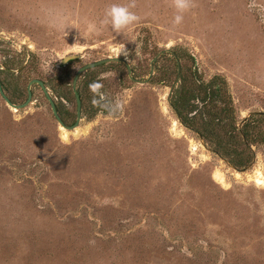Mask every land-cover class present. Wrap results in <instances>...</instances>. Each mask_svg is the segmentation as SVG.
<instances>
[{
	"label": "rangeland",
	"instance_id": "1",
	"mask_svg": "<svg viewBox=\"0 0 264 264\" xmlns=\"http://www.w3.org/2000/svg\"><path fill=\"white\" fill-rule=\"evenodd\" d=\"M130 2L0 0L7 95L40 79L71 125L76 73L106 60L75 129L38 83L24 108L0 93V264H264V143L233 167L184 125L172 87L150 79L166 65L155 56L180 49L206 78H227L240 123L264 113V0H194L178 26L172 0H136L138 23H101Z\"/></svg>",
	"mask_w": 264,
	"mask_h": 264
},
{
	"label": "trees",
	"instance_id": "2",
	"mask_svg": "<svg viewBox=\"0 0 264 264\" xmlns=\"http://www.w3.org/2000/svg\"><path fill=\"white\" fill-rule=\"evenodd\" d=\"M73 60L64 66H70ZM161 61H165L166 65L158 67V71L153 73L150 79L172 87L170 102L184 125L194 130L209 148L233 167L237 169L250 167L255 155L252 146L264 143V113L254 112L240 123L227 78L221 73L206 78L199 70L193 55L176 48L171 51L163 50L154 58L156 65ZM117 64L123 65L122 62ZM103 65L89 67L78 77L84 76L78 88L82 97L83 112L91 107H89L91 99L88 97L92 96L89 88L92 78L89 74ZM133 70V79L138 80L141 75L134 68ZM0 78L4 90L8 91L1 75ZM16 94L18 93L9 94L8 97L15 104L23 103L28 97V89L25 95ZM57 107L60 116L67 123L71 113L62 110L60 105Z\"/></svg>",
	"mask_w": 264,
	"mask_h": 264
},
{
	"label": "clouds",
	"instance_id": "3",
	"mask_svg": "<svg viewBox=\"0 0 264 264\" xmlns=\"http://www.w3.org/2000/svg\"><path fill=\"white\" fill-rule=\"evenodd\" d=\"M172 4L179 14L175 15L172 23L174 26H178L183 22L182 13L190 10L194 7V0H172ZM136 7V0H131L127 5H116L113 4L105 9L104 18L101 23L105 25H110L111 28L117 32L121 33L124 29L128 28L130 25L138 23L140 17L131 9ZM117 54H120L119 49H114ZM101 87L98 83H93L89 85L90 91L96 93Z\"/></svg>",
	"mask_w": 264,
	"mask_h": 264
},
{
	"label": "water",
	"instance_id": "4",
	"mask_svg": "<svg viewBox=\"0 0 264 264\" xmlns=\"http://www.w3.org/2000/svg\"><path fill=\"white\" fill-rule=\"evenodd\" d=\"M0 38H1V36H0ZM79 57H80L79 54L67 55L66 57H64L61 60V64L62 65H66L70 60H73V59H76V58H79ZM119 61H125V59L119 58ZM104 62H106V60L96 61V62H94L92 64L84 65L76 73V76H75V79H74V83H73V89H74V93H75V96H76L77 117H76V121L73 124H71V125H67L64 122V120L62 119V117L59 114V111H58V108H57V105H56L55 100L53 99V97L49 93V90H48L46 84L42 80H40V79H33V80H31L30 84L28 85V97L21 104H15V103H13L11 101V99L8 97V95L6 94V92H5L4 88H3L1 79H0V93H1L2 97L6 100V102L9 105H11L12 107H15V108H24V107H27L32 102V97H33V92H32V89H31L32 84L38 83L42 87V89H43V91H44L47 99L49 100L50 105H51V108H52V111H53L55 117L57 118L58 122L62 126L67 127L68 129H75L78 126L80 120L82 119V97H81V95H80V93L78 91V88H77V80H78V77H79L80 73L82 71L86 70L87 68L92 67V66H96V65H100V64H102ZM127 67H128V70L131 71V67L129 65ZM143 82H147V80H145ZM215 153H217V152H215Z\"/></svg>",
	"mask_w": 264,
	"mask_h": 264
},
{
	"label": "bare ground",
	"instance_id": "5",
	"mask_svg": "<svg viewBox=\"0 0 264 264\" xmlns=\"http://www.w3.org/2000/svg\"><path fill=\"white\" fill-rule=\"evenodd\" d=\"M262 174H263V173H262ZM261 177H263V175H261ZM258 181H259L260 183L264 182V180H261V179H258Z\"/></svg>",
	"mask_w": 264,
	"mask_h": 264
},
{
	"label": "flooded vegetation",
	"instance_id": "6",
	"mask_svg": "<svg viewBox=\"0 0 264 264\" xmlns=\"http://www.w3.org/2000/svg\"><path fill=\"white\" fill-rule=\"evenodd\" d=\"M76 117H77V114H76ZM75 122V121H74Z\"/></svg>",
	"mask_w": 264,
	"mask_h": 264
}]
</instances>
